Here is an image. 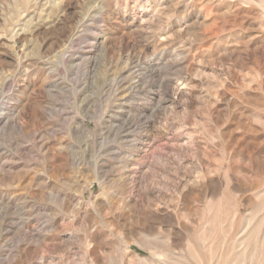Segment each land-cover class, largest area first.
I'll return each instance as SVG.
<instances>
[{
	"label": "rangeland",
	"instance_id": "1",
	"mask_svg": "<svg viewBox=\"0 0 264 264\" xmlns=\"http://www.w3.org/2000/svg\"><path fill=\"white\" fill-rule=\"evenodd\" d=\"M0 264H264V0H0Z\"/></svg>",
	"mask_w": 264,
	"mask_h": 264
},
{
	"label": "bare ground",
	"instance_id": "2",
	"mask_svg": "<svg viewBox=\"0 0 264 264\" xmlns=\"http://www.w3.org/2000/svg\"><path fill=\"white\" fill-rule=\"evenodd\" d=\"M157 244H158V243H156V245H157ZM158 245H159V244H158ZM158 245H157V246H158ZM158 247H159V246H158ZM160 247H161V246H160ZM136 259H137V258H136Z\"/></svg>",
	"mask_w": 264,
	"mask_h": 264
}]
</instances>
